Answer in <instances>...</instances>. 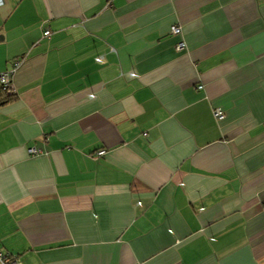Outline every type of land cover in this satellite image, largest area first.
I'll use <instances>...</instances> for the list:
<instances>
[{"label":"crops","instance_id":"crops-1","mask_svg":"<svg viewBox=\"0 0 264 264\" xmlns=\"http://www.w3.org/2000/svg\"><path fill=\"white\" fill-rule=\"evenodd\" d=\"M16 59V94L0 92L4 251L264 264V0H2L0 72Z\"/></svg>","mask_w":264,"mask_h":264},{"label":"built area","instance_id":"built-area-1","mask_svg":"<svg viewBox=\"0 0 264 264\" xmlns=\"http://www.w3.org/2000/svg\"><path fill=\"white\" fill-rule=\"evenodd\" d=\"M0 4H2V0H0ZM170 31L172 34H179L181 31L180 26L174 25L171 26ZM50 30L46 29L44 31V35H49ZM184 47V42L179 41L177 44L178 49H182ZM21 59H16L12 63L11 69H8L6 71L0 72V90L5 92L7 95L11 96L16 94V86L13 81V74L16 71V69L21 64ZM131 76H135L134 73L130 74ZM93 94L90 95L92 97ZM214 116L218 119H221L224 117V113L220 109H215L213 112ZM41 150L39 148H35L33 146L27 148V153L29 154H38ZM105 149L101 148L98 149L95 154L97 156L103 155L105 153ZM0 264H20V260L16 254H11L9 252L4 251L0 246Z\"/></svg>","mask_w":264,"mask_h":264},{"label":"trees","instance_id":"trees-1","mask_svg":"<svg viewBox=\"0 0 264 264\" xmlns=\"http://www.w3.org/2000/svg\"><path fill=\"white\" fill-rule=\"evenodd\" d=\"M0 92H2V93H4L5 95H7L5 92H3L2 90H0ZM7 96H9V95H7Z\"/></svg>","mask_w":264,"mask_h":264}]
</instances>
